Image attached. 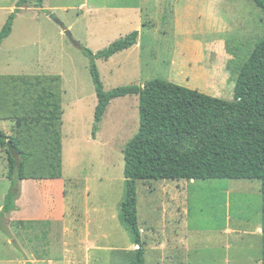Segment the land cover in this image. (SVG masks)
Returning <instances> with one entry per match:
<instances>
[{"label":"rangeland","instance_id":"obj_1","mask_svg":"<svg viewBox=\"0 0 264 264\" xmlns=\"http://www.w3.org/2000/svg\"><path fill=\"white\" fill-rule=\"evenodd\" d=\"M17 1L0 0V31ZM53 14L93 54L138 32L136 45L96 60L105 91L159 79L231 101L264 13L252 0H44L15 17L0 45V130L16 135L19 90L8 77H60L62 178L25 182L20 210L0 218L11 234L0 230V264H126L136 247L119 219L122 151L138 129V98L111 101L92 139L90 60ZM6 173L0 148V208ZM136 194L145 264H261L260 181H139Z\"/></svg>","mask_w":264,"mask_h":264},{"label":"trees","instance_id":"obj_2","mask_svg":"<svg viewBox=\"0 0 264 264\" xmlns=\"http://www.w3.org/2000/svg\"><path fill=\"white\" fill-rule=\"evenodd\" d=\"M44 0H18L0 31V45L11 34L13 21L28 4L41 7ZM264 13V0H252ZM134 31L93 54L75 45L90 60L89 71L97 103L92 139L99 131L111 101L138 98L137 132L123 148L124 197L119 219L136 249L126 264H145L137 220L136 183L175 180H258L261 196V264H264V34L247 59L237 67L234 95L225 101L155 79L143 86L128 85L105 91L96 60L107 61L137 44ZM18 84L19 97L11 118L14 137L0 130V148L10 182L0 211L1 220L16 210L15 200L25 180L62 178V118L58 76L8 77ZM0 220V230L10 236Z\"/></svg>","mask_w":264,"mask_h":264},{"label":"crops","instance_id":"obj_3","mask_svg":"<svg viewBox=\"0 0 264 264\" xmlns=\"http://www.w3.org/2000/svg\"><path fill=\"white\" fill-rule=\"evenodd\" d=\"M58 180H60V179H58ZM58 180H51V181H58ZM27 181H29V180H25V181H22L21 182V184H20V194H19V199L16 201L17 203L15 204L16 206H17V210H15V211H13V212H11L9 215H8V219L10 220V222L12 221V217L13 216H15V214L20 210V206H19V200L21 199V198H24V195H25V182H27ZM40 181H43V180H40ZM190 182V181H189ZM35 183V182H34ZM27 184V183H26ZM36 184V183H35ZM22 186V187H21ZM18 204V205H17ZM1 209H2V206H1V208H0V211H1ZM34 218H36V217H34ZM29 220H32V219H29ZM29 220H23V221H25L24 222V224L25 223H28V221ZM22 223V222H21ZM10 224V223H9ZM25 226V225H24ZM8 232H9V230H8ZM9 234H10V232H9ZM10 237H11V234H10ZM27 237V236H26Z\"/></svg>","mask_w":264,"mask_h":264},{"label":"water","instance_id":"obj_4","mask_svg":"<svg viewBox=\"0 0 264 264\" xmlns=\"http://www.w3.org/2000/svg\"><path fill=\"white\" fill-rule=\"evenodd\" d=\"M50 19L60 27V29L63 31V33L68 37V39H69L72 43L76 44V43L73 41V38H72V36H71V33L65 28L64 24H63V23H62V22L56 17V15H54V14L51 15V16H50ZM27 264H30V263H27Z\"/></svg>","mask_w":264,"mask_h":264}]
</instances>
